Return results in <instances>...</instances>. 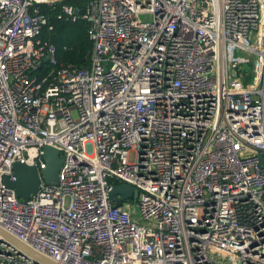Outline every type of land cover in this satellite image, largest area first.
<instances>
[{"label":"built area","instance_id":"2783aa9c","mask_svg":"<svg viewBox=\"0 0 264 264\" xmlns=\"http://www.w3.org/2000/svg\"><path fill=\"white\" fill-rule=\"evenodd\" d=\"M44 4L81 15L0 0V228L58 264H264V0H91L85 66ZM46 145L59 182L25 201L3 175ZM0 264L45 263L0 234Z\"/></svg>","mask_w":264,"mask_h":264},{"label":"water","instance_id":"95a60500","mask_svg":"<svg viewBox=\"0 0 264 264\" xmlns=\"http://www.w3.org/2000/svg\"><path fill=\"white\" fill-rule=\"evenodd\" d=\"M78 11V9L76 10ZM44 160L46 167L39 169L36 164L17 161L13 164L14 178L9 174L3 175V181L16 190L17 196L25 201L36 195L40 189L42 179L50 184L59 182V172L63 164L60 150L53 145H46L44 148ZM264 165V154L261 157ZM138 189L127 182L115 183L110 191V195L115 202L138 198ZM0 234L23 254L34 258L45 264H58L53 259L34 250L21 240L0 228Z\"/></svg>","mask_w":264,"mask_h":264},{"label":"trees","instance_id":"16d2710c","mask_svg":"<svg viewBox=\"0 0 264 264\" xmlns=\"http://www.w3.org/2000/svg\"><path fill=\"white\" fill-rule=\"evenodd\" d=\"M90 1L68 0L81 13L76 20L66 16L59 17V6L41 5L43 13L48 17L47 24L42 30V38L57 46L58 58L61 63H72L77 66L88 64L93 42L89 34L90 22L82 14ZM112 181L119 182L116 178H113Z\"/></svg>","mask_w":264,"mask_h":264}]
</instances>
